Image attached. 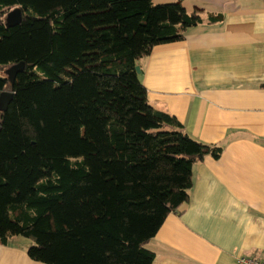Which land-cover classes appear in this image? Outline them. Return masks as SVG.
<instances>
[{
    "label": "trees",
    "instance_id": "1",
    "mask_svg": "<svg viewBox=\"0 0 264 264\" xmlns=\"http://www.w3.org/2000/svg\"><path fill=\"white\" fill-rule=\"evenodd\" d=\"M202 21L182 0H0V244L28 238L46 264H154L194 165L223 147L154 107L136 66Z\"/></svg>",
    "mask_w": 264,
    "mask_h": 264
},
{
    "label": "crops",
    "instance_id": "2",
    "mask_svg": "<svg viewBox=\"0 0 264 264\" xmlns=\"http://www.w3.org/2000/svg\"><path fill=\"white\" fill-rule=\"evenodd\" d=\"M182 1L203 21L137 65L154 107L223 151L194 165L184 211L171 212L148 246L154 264L264 261V0ZM15 239L0 244V264H46Z\"/></svg>",
    "mask_w": 264,
    "mask_h": 264
},
{
    "label": "water",
    "instance_id": "3",
    "mask_svg": "<svg viewBox=\"0 0 264 264\" xmlns=\"http://www.w3.org/2000/svg\"><path fill=\"white\" fill-rule=\"evenodd\" d=\"M9 21L12 24H19L22 21V14H21V10L19 8H16L14 11L11 12L10 17H9ZM24 68V64H17L12 66L10 69H8V73L11 74V76H13V78L15 77L16 73L19 70H22ZM136 70L138 73H141V67L139 65L136 66ZM11 94L8 93H3L0 97V106L1 107H5L7 106V101L8 98H10Z\"/></svg>",
    "mask_w": 264,
    "mask_h": 264
},
{
    "label": "built area",
    "instance_id": "4",
    "mask_svg": "<svg viewBox=\"0 0 264 264\" xmlns=\"http://www.w3.org/2000/svg\"><path fill=\"white\" fill-rule=\"evenodd\" d=\"M238 264H264V261L253 257H242L238 260Z\"/></svg>",
    "mask_w": 264,
    "mask_h": 264
},
{
    "label": "rangeland",
    "instance_id": "5",
    "mask_svg": "<svg viewBox=\"0 0 264 264\" xmlns=\"http://www.w3.org/2000/svg\"><path fill=\"white\" fill-rule=\"evenodd\" d=\"M14 10L15 9L12 8V9H10L9 13L6 14L7 15V19L10 17L11 12L14 11ZM15 242L19 243L21 245H25V246H29V245H31L33 243L30 239L25 238L23 236L17 237V239H15Z\"/></svg>",
    "mask_w": 264,
    "mask_h": 264
}]
</instances>
